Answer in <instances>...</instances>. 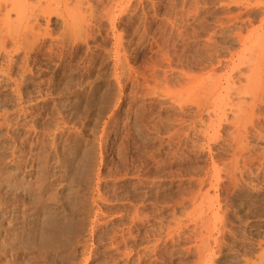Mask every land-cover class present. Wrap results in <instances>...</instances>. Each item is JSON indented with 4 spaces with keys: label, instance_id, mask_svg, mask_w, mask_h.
Segmentation results:
<instances>
[{
    "label": "rangeland",
    "instance_id": "obj_1",
    "mask_svg": "<svg viewBox=\"0 0 264 264\" xmlns=\"http://www.w3.org/2000/svg\"><path fill=\"white\" fill-rule=\"evenodd\" d=\"M75 1L68 17L51 16L53 35L20 44L31 52L10 41L9 57L0 53V264H198L201 238L217 242L203 244L210 253L201 247L199 264L261 261L264 87L246 63L264 53L252 34L264 0ZM80 15H91L86 26ZM230 173L248 182L239 178L237 189Z\"/></svg>",
    "mask_w": 264,
    "mask_h": 264
},
{
    "label": "bare ground",
    "instance_id": "obj_2",
    "mask_svg": "<svg viewBox=\"0 0 264 264\" xmlns=\"http://www.w3.org/2000/svg\"><path fill=\"white\" fill-rule=\"evenodd\" d=\"M76 1H77V0H76ZM76 1H75V2H76ZM78 1H79V0H78ZM84 1H86V0H84ZM92 1H93V0H92ZM55 2H56L57 5L60 4V3H62V2H64V5L62 6V8H61L59 11H58L55 7H53V3H55ZM67 2H68V0H0V53H1V52H2V53H5V54L9 57V55H10V50L7 49V48H8V46L11 47V46L13 45V44L8 45V42H10V41H11L12 43H14V44H18V45H20V44H22L23 42L26 43L29 39H31V42L34 43V41H32V39L34 40L36 37H38L39 34H41V33H42V34L45 33V34L43 35L44 37H45L46 34H49L48 31H49L50 26L48 27V25H49V22H50V18H51V16H53V15L56 16V15H57V16H60V17H61V16H64V15H67V13L70 12V11H71L70 13H72V12L75 11V10H72V9L69 10V9H70L69 6L71 5V3H70L69 6H68V3H67ZM69 2H71V0H69ZM73 2H74V1H73ZM80 2H81V0H80ZM86 3H87V5H86ZM88 3L90 4V2H88V0H87V2H85V5L87 6V8H85V9H88V7H90V5H93V4H90V5H89ZM91 3H92V2H91ZM75 4H77V2H76ZM79 4H81V3H79ZM83 4H84V2H83ZM85 5H81V6H85ZM86 6H85V7H86ZM63 7H64V8H63ZM72 7H73V6H72ZM91 7H92V6H91ZM83 8H84V7H83ZM91 9H92V8H91ZM77 10L80 11L79 8H77ZM108 10H109V9H108ZM78 11H76V12H78ZM66 12H67V13H66ZM86 12L90 13L91 11H86ZM86 12H84V13H83V12H79L78 14L82 13L81 15L84 16V14H85ZM12 13H14V16L12 15V18H11V14H12ZM88 13H87V14H88ZM91 13H92V12H91ZM91 13H90V14H91ZM106 14H107V13H106ZM81 15L79 16V18H82V17H83V16H81ZM91 15H93V13H92ZM91 15H90L89 17H86L87 20H85V21H84V18H85V17H83V19H80V20H83V21H84L85 26H86V21H88V20L91 18ZM109 15L113 18V16H112L111 14H107V16H109ZM55 16H53V17H55ZM57 16H56V17H57ZM67 17H68V15H67ZM67 17H66V18H67ZM111 17H110V20H111ZM58 18H59V17H58ZM66 18H65V19H66ZM88 18H89V19H88ZM51 19H52V18H51ZM59 19H61V21H62V18H59ZM262 19H264V18H262ZM68 20H69V18H68ZM90 20H91V19H90ZM42 21H43V23H42ZM63 21H67V19H66V20H63ZM69 21H70V20H69ZM69 21H67V22L69 23ZM111 21H112V20H111ZM260 21L262 22V26H261V27L259 26V27H260V30H261V31H259V32H261V33L259 34V32H256V31H257L256 29H255V32L252 33V34H255L256 36L259 35L258 37H256V38H257V42H258L256 45L259 46V47L257 46V47H258V50H259V48H260L259 52L264 51V20H260ZM13 22H14V23L16 22L17 26H19V27H17L16 24H15V25L12 24ZM67 22H63L64 24L62 23V25H64L66 29H64V31H63V32H60V33L63 34V33L65 32V30H67V29L70 28V25H69ZM81 22H82V21H80V23H81ZM90 22H91V21H90ZM11 24H12V25H11ZM75 24H77V23H75ZM72 25H74V24L72 23L71 26H72ZM77 25H78V24H77ZM77 25H76V27L74 26V30H75L76 32L72 30L71 32H68V33L71 34L72 32H74V33L79 32L81 28L76 30ZM260 25H261V24H260ZM9 26H10V29H11L12 27H16V31H15V32L13 31L15 34L11 32L13 29H11V30L8 29L10 32L7 30V28H9ZM11 26H12V27H11ZM17 28H18V29H17ZM51 28H52V27H51ZM4 29H6V30L8 31V33H10L11 37H8L7 32H6V31H5V32L3 31ZM71 29H73V27L70 28V29L67 30V31H70ZM61 30H62V29H60L59 31H61ZM81 30H82V29H81ZM258 30H259V29H258ZM67 31H66V32H67ZM252 31H254V30L252 29ZM252 31H250V32H252ZM66 32H65V33H66ZM5 33H6L7 35H6ZM4 34H5V35H4ZM54 34H55V33H54ZM58 34H59V33H58ZM66 34H67V33H66ZM69 34H68V35H69ZM248 34H249V32H248ZM257 34H258V35H257ZM10 35H9V36H10ZM12 35H13V36H12ZM49 35H53V34L50 33ZM49 35H48V36H49ZM55 35H56V34H55ZM55 35H54V36H51V37H53V38L50 37V39H52V40H50V39H49V40H50V41H53L54 37H56ZM68 35H67V36H68ZM250 35H251V34H250ZM250 35H247V36L250 37ZM48 36H47V38H49ZM65 36H66V35H65ZM39 37H40V35H39ZM44 37H43V38H44ZM248 37H247V39H248ZM254 37H255V36H254ZM56 38H57V40H58V38H59L58 35H57ZM56 38H55V40H56ZM256 38H254V40H255ZM39 39H40V38H39ZM39 39H38V40H39ZM247 39H246V37H245V38H244V41L247 40ZM8 40H9V41H8ZM41 40H44V41H45V39H42V38H41ZM46 40H47V39H46ZM60 40H62V39H60ZM251 40H252V41H251ZM251 40H250L251 44H252V45H255V44H253V41H254V40H253V39H251ZM39 41H40V40H39ZM39 41H38V42H39ZM247 41H248V40H247ZM255 41H256V40H255ZM255 41H254V43H255ZM11 42H10V43H11ZM35 42H36V44H37V40H35ZM40 42H41V41H40ZM47 42H48V41H47ZM53 42H54V41H53ZM58 42H60V41H58ZM61 42H62V41H61ZM250 42H249L248 44H250ZM27 43L29 44L30 42H27ZM27 43H26V44H27ZM49 43H51V42H49ZM49 43H48V45H49ZM26 44H25V45H24V44H23V45H20V47H21V46H25V47L27 48L28 46H26ZM28 44H27V45H28ZM30 44H31V43H30ZM30 44H29V45H30ZM51 44H52V43H51ZM53 44H54V43H53ZM248 44H247V45H248ZM6 45H7V48H6ZM31 45H32V44H31ZM242 45H243V44H242ZM256 45H255V46H256ZM39 46H40V45H38V47H39ZM45 46H46V45H45ZM49 46H51V45H49ZM248 46H249V45H248ZM255 46H254V47H255ZM14 47H15V46H14ZM25 47H22V48L26 49ZM30 47H31V46H30ZM34 47H35V46H34ZM38 47H36V48H38ZM42 47H43V45H42ZM42 47H39V48L41 49ZM52 47H53V46H52ZM252 47H253V46H251V48H252ZM254 47L252 48L253 50H254ZM15 48H17L18 50H19V49L21 50V48H19V46H16ZM39 48H38V49H39ZM49 48H50V47H49ZM242 48H243V47H242ZM244 48L247 49V46H246V47L244 46ZM244 48H243V49H244ZM248 48H249V47H248ZM17 49H14L15 51H13L14 53H13V52L11 53V54H12L11 56H13V55H15V53H17V51H16ZM24 49H23V50H24ZM27 49H28V48H27ZM27 49H26V51L29 50V49H28V50H27ZM38 49H37V51H38ZM40 49H39V50H40ZM45 49H46V48H45ZM50 49H51V48H50ZM50 49H49V50H50ZM245 49H244L243 51H245ZM252 49H251V52L248 53V56H249L250 53L254 52ZM256 49H257V48H256ZM23 50H21V51H22V52H25V50H24V51H23ZM34 50H35V49H34ZM249 50H250V48H249L247 51H249ZM32 51H33V48H32ZM40 51H41V50H40ZM18 52H19V51H18ZM29 52H31V49L29 50ZM245 52H246V51H245ZM256 52H257V51H255V53H256ZM25 53H27V52H25ZM25 53H24V54H25ZM255 53H254V54L252 53L253 56L251 55L252 57H250V59H248V62H247L246 64L249 65L248 67H250V71H253L252 73H255V72H258V73H259V74L257 73V74H258L257 76L260 77V78H257V79H258V83H257V82H255V83H257L258 86H259V84L261 83V85H262V89H263V87H264V55H263V54H264V53H263L262 55L259 53V54L262 56V57H261V56H258L259 54H258V52H257L256 55H257L258 57L255 56L256 58L254 57ZM261 53H262V52H261ZM22 54H23V53H22ZM24 54H23V55H24ZM1 55H2V54H1ZM16 55H17V54H16ZM20 55H21V54H20ZM26 55H27V54H26ZM26 55H25V56H26ZM28 55H29V54H28ZM2 56H3V55H2ZM2 56H0V57H2ZM7 56H4V57H7ZM11 56H10V57H11ZM4 57H2L1 59L3 60ZM14 57H15V56H14ZM14 57H13V58H14ZM29 57H31V56H29ZM248 58H249V57H248ZM251 58H254V60H252ZM24 59H25V58H24ZM27 59H28V58H27ZM2 60H1V61H2ZM15 60H16V59H15ZM22 60H23V59H22ZM22 60H21V61H22ZM249 60H252V61H249ZM10 61H11L12 63L14 62V60H10ZM21 61H17V62H21ZM26 61H27V60H26ZM26 61H23V62L27 63ZM2 62H3V61H2ZM11 62H10V63H11ZM15 63H16V62H15ZM244 63H245V62H244ZM19 64H21V63H19ZM25 65H26V64H25ZM25 65H23V67H24ZM2 66H3V65H2ZM5 66H6V65H5ZM18 66H19V65H18ZM21 66H22V64H21ZM0 67H1V66H0ZM7 67H8V66H7ZM28 67H29V66H28ZM1 68H2V67H1ZM8 68H9V67H8ZM26 69H27V68H26ZM30 69H31V68H29V70L27 69V70H28L27 73L30 71ZM10 70H12V68H11ZM21 70H22V69H21ZM21 70H20V71H21ZM31 70H32V69H31ZM0 71H1V70H0ZM6 71H7V70H6ZM6 71H5V72H6ZM20 71H19V72H20ZM8 72H9V71H8ZM23 72H24V71H23ZM23 72H22V73H23ZM10 73H11V72H10ZM25 73H26V71H25ZM3 74H4V73H3ZM7 74H8V73H7ZM31 74H32V73H31ZM255 74H256V73H255ZM1 75H2V74H1ZM23 75H24V74H23ZM26 76H27V75H26ZM249 77H250V76H248V78H249ZM3 78H4V77H3ZM24 78H25V77H24ZM8 79H9V78H8ZM6 80H7V79H6ZM9 80H10V79H9ZM246 80H247V79H246ZM19 81H20V80H19ZM256 81H257V80H256ZM14 82H15V81H14ZM24 82H25V81H24ZM19 83H20V82H19ZM19 83H18V84H19ZM250 83H251V82H250ZM24 85H25V84H24ZM261 85H260V86H261ZM17 86H18V85H17ZM16 88H17V87H16ZM18 88H19V87H18ZM253 88H254V87H253ZM260 88H261V87H260ZM14 89H15V88H13V91H16V90H14ZM262 89H260V90H262ZM20 90H21V89H20ZM25 91H26V90H25ZM262 92H263V93H262V96H261V94H260V100L262 101V102H260L261 104L264 102V98H263V99L261 98V97H264V90H262ZM26 93H27V92H26ZM260 93H261V92H260ZM23 94H24V93H23ZM101 95H102V94H101ZM101 95H100V96H101ZM25 96H26V95H25ZM28 97H29V96H28ZM20 98H21V96H20ZM102 98H103V97H102ZM30 99H31V98H30ZM34 99H35V98H34ZM24 100H25V99H24ZM37 100H38V99H37ZM37 100H36V101H37ZM99 100H100V99H99ZM101 101H102V100H101ZM24 102H25V101H24ZM88 102H89V101H88ZM96 102H97V101H96ZM26 103H28V102H26ZM29 103H30V102H29ZM251 103L253 104L252 101L250 102V104H248V107H249V105H250L249 108H252V107H253V106L251 105ZM97 104L100 105L98 102H97ZM261 104H260V105H261ZM263 104H264V103H263ZM246 105H247V104H246ZM251 106H252V107H251ZM261 106H262V105H261ZM36 107H38V106H36ZM84 107H85V106H84ZM82 108H83V107H82ZM245 108L248 109L247 107H245ZM254 108H255V107H254ZM30 109H31V108H30ZM88 109H89V107H88ZM26 110H27V109H26ZM31 110H32V109H31ZM244 110H245V109H244ZM252 110H253V108H252ZM19 111H20V110H19ZM36 111H37V110H36ZM36 111H35V112H36ZM253 111H254V110H253ZM23 112H25V110H23ZM23 112H22V113H23ZM245 112H247V110H246ZM254 112H255V111H254ZM26 113H27V112H26ZM31 113H32V112H31ZM31 113H30V114H31ZM33 113H34V112H33ZM81 113H82V112H81ZM249 113H251V109H248V112H247V113H244V115L246 114V115L248 116ZM5 114H6V113H5ZM254 114H255V113H254ZM263 114H264V113H263ZM35 115H38V113L35 114ZM259 115H260V114H259ZM261 115H262V112H261ZM249 116H250V114H249ZM82 117H83V115H82ZM84 118H85V117H84ZM84 118H83V119H84ZM92 118H93V117H92ZM258 118H259V116H258ZM262 118H263V120H264V116H261L259 119L262 120ZM27 120H28V119H27ZM84 121H85V120H84ZM84 121H83V122H84ZM25 122H26V121H25ZM32 123H33V122H32ZM28 124H29V123H28ZM19 125H21V123H20ZM24 125H25V124H24ZM31 125H32V124H31ZM71 125H72V124H71ZM26 126H27V125H26ZM33 126H34V125H33ZM82 126H83V125H82ZM17 127H18V126H17ZM26 128H27V127H26ZM35 128H36V126H35ZM253 128H254V127H253ZM255 128H256V127H255ZM258 128H259V127H257V130H258ZM261 128H262V126H261ZM263 128H264V127H263ZM263 128H262V129H263ZM16 129H17V128H16ZM18 129H19V128H18ZM27 129H29V128H27ZM27 129H25V130H27ZM32 129H33V128H32ZM63 129H64V128H63ZM66 129H68V128H66ZM75 129H76V128H75ZM34 130H35V129H34ZM34 130H33V131H34ZM61 130H62V129H61ZM28 131H29V130H28ZM35 131H36V130H35ZM35 131H34V132H35ZM57 131H58V130H57ZM70 131H71V130H70ZM245 131H246V130H245ZM254 131H255V130H254ZM262 131L264 132V130H262ZM34 132H33V133H34ZM65 132H66V130H65ZM67 132H68V131H67ZM72 133H75V132H72ZM245 133H246V132H245ZM256 133L261 135V133H262V132H261V129H260V132H259V133H258V131H257ZM59 134H61V133H59ZM70 134H71V133H70ZM240 134H241V133H240ZM240 134H239V135H240ZM53 135H54V134H53ZM67 135H68V134H67ZM241 135H242V134H241ZM241 135L239 136V139H241ZM255 135H256V134H255ZM260 135H259V136H260ZM262 135H263V133H262ZM263 136H264V135H263ZM84 137H85V136H84ZM84 137H82V138H84ZM256 137H258V136H256ZM260 137H261V136H260ZM260 137H258L259 140H260ZM13 138H14V137H13ZM69 138H70V137H69ZM69 138H68V139H69ZM87 138H88V136H87ZM258 138H257V139H258ZM262 138H263V137H262ZM11 139H12V137H11ZM21 139H23V138H21ZM70 139H71V138H70ZM84 139H85V138H84ZM18 140L20 141V139H18ZM71 140H72V139H71ZM75 140H76V136H75ZM16 141H17V140H16ZM51 141H52V140H51ZM67 141H68V140H67ZM78 141H80V140H78ZM261 141H263V140L261 139ZM21 142H22V141H21ZM76 142H77V141H76ZM86 142H87V141H86ZM15 143H16V142H15ZM55 143H56V142H55ZM66 143H67V142H66ZM84 143H85V141H84ZM263 143H264V142H263ZM12 144H13V143H12ZM62 144H63V143H62ZM64 144H65V143H64ZM80 144H81L80 142H77L76 144H73V143H72L71 146H68V149H67L68 152L66 151V153H65V154H67V155L64 154V155L66 156V157H65L66 159L63 161V162L66 163L67 166H70V165H71V156H72V158H73V155H74V154H76V155L78 154V151L80 150L79 147L81 146ZM15 145H16V144H15ZM17 145H18V144H17ZM55 145H56V144H55ZM58 146H59V145H58ZM63 146H64V145H63ZM63 146H62V148H63ZM66 146H67V144H66ZM66 146H65V147H66ZM262 146H263V148H264V145H262ZM11 147H12V146H11ZM17 147H18V146H17ZM263 148H262V149H263ZM10 149H11V148H10ZM58 149H59V148H58ZM87 149H88V147H87ZM11 150H12V149H11ZM12 151H13V150H12ZM88 151H89V150H88ZM55 152H56V151H55ZM14 153H15V152H14ZM14 153H13V155H14ZM60 154H61V152H60ZM263 154H264V150H263ZM79 155H80V154H79ZM85 155H86V154H85ZM90 155H91V154H90ZM8 156H9V155H8ZM10 156H11V155H10ZM18 156H19V155H18ZM82 156H83V155H82ZM82 156H81V157H82ZM86 156H87V155H86ZM55 157H56V156H55ZM58 157H59V156H58ZM262 157H263V156H262ZM11 158H12V157H11ZM17 158H19V157H17ZM30 159H31V158H30ZM62 160H63V158H62ZM73 160H74V159H73ZM76 160H77V159H76ZM263 160H264V158H263ZM60 161H61V159H60ZM79 161H80V160H79ZM8 162H9V161H8ZM15 162H16V161H15ZM10 163H11V162H10ZM12 163H13V162H12ZM18 163H19V162H18ZM18 163H17V165H18ZM79 163H80V162H79ZM81 163H82V162H81ZM81 163H80V164H81ZM88 163H89V162H88ZM88 163H87V164H88ZM77 164H78V163H77ZM77 164H76V165H77ZM80 164H79V165H80ZM82 164H83V163H82ZM84 164H85V163H84ZM84 164H83V165H84ZM76 165H75V166H76ZM88 165H89V164H88ZM88 165H86V166H88ZM30 166H31V165H30ZM55 166H56V165H55ZM77 166H78V165H77ZM237 166H238V165H237ZM237 166H235V168H236ZM32 167H33V166H32ZM84 167H85V166H84ZM235 168H232V170H233V169L235 170ZM242 168H243L242 170L245 171L243 165H242ZM67 169H68V168H67ZM83 169H84V168H83ZM236 169H238V167H237ZM19 170H20V169H19ZM28 170H30V168H29ZM28 170H27V171H28ZM232 170H231V171H232ZM31 171H32V170H31ZM64 171H65V169H64ZM75 171H77V170H75ZM79 171L81 172L82 170H79ZM83 171H84V170H83ZM217 171H218V170H216V172H217ZM237 171H238V170H237ZM237 171H236V172H237ZM239 171L241 172V168L239 169ZM243 171H242V172H243ZM28 172H29V171H28ZM214 172H215V171H214ZM214 172H213V174H214ZM240 172H238V174H239ZM242 172H241L239 175H241ZM245 172H246V171H245ZM245 172H244V173H245ZM62 173H63V172H62ZM62 173H61V174H62ZM68 173H69V172H68ZM68 173H67V174H68ZM77 173H79V172H77ZM217 174H218V173H216V175H217ZM230 174H231V173H230ZM234 174H235V173H233V175H234ZM238 174L236 173L235 175L237 176ZM21 175H22V174H21ZM27 175H28V173H27ZM214 175H215V174H214ZM218 175H220V174H218ZM218 175H217V176H218ZM233 175H232V174L230 175V179H229V181H232L231 178H232ZM243 175H244V174H242V176H243ZM6 176H7V178L5 179V184H6L7 186H9V187H15V188L17 187V188H18V182H17V181L19 180V178L16 177V176H10V175H6ZM58 176H59V175H58ZM66 176H67V175H66ZM217 176H214V177L216 178ZM59 177H60V176H59ZM70 177H71V175H70ZM214 177H213V181L215 180ZM228 177H229V176H228ZM240 177H241V176H239V178H240ZM21 178H22V177H21ZM68 178H69V177H68ZM217 178H218V177H217ZM217 178H216V179H217ZM233 178L235 179L236 177L234 176ZM239 178H238V176H237V180L235 179V181H232L231 183H233V182L235 183V182H236V184L238 185L237 182H239ZM241 178H242V177H241ZM241 178H240V180L243 181V183H244V181H246V180H242L244 177H243L242 179H241ZM48 180H49V178H48ZM209 180H210V179H209ZM209 180H208V183H209V182L212 183V182L209 181ZM21 181H22V179H21ZM200 181H201V180H200ZM215 181H216V180H215ZM215 181H214V182H215ZM217 181H219V180L217 179ZM220 181H221V180H220ZM68 182H69V181H68ZM247 182H248V181H246V183H247ZM53 183H54V182H53ZM57 183H59V182H57ZM60 183H62V182H60ZM60 183H59V184H60ZM202 183H203V182H202ZM210 183H209V184H210ZM234 183H233V184H234ZM239 183H240V182H239ZM216 184H218V183H216ZM233 184H232V185H233ZM236 184H234V186H236ZM248 184H249V183H248ZM248 184H246V185H248ZM250 184H251V183H250ZM20 185H21V184H20ZM52 185H53V184H52ZM210 185H211V184H210ZM220 185H221V184H220ZM220 185H219V186H220ZM239 185H240V184H239ZM241 185H242V184H241ZM241 185H240V186H241ZM246 185H245V186H246ZM251 185L253 186L254 184H251ZM249 186H250V185H249ZM252 186H251V187H252ZM44 187H45V186H44ZM44 187H43V188H44ZM63 187H64V186H63ZM211 187H212V185H211ZM215 187H216V186H215ZM22 188H23V186H22ZM205 188H206V187H205ZM212 188H214V187H212ZM232 188H233V187H232ZM235 188H237V186H236ZM235 188H234V189H235ZM239 188H240V187H239ZM252 188H253V187H252ZM255 188H258V189H259V187H254V189H255ZM56 189H57V188H56ZM65 189H67V188H65ZM201 189H202V188H201ZM206 189H207V188H206ZM209 189H210V186H209ZM215 189H216V188H215ZM237 189H238V188H237ZM258 189H256V191H257ZM260 189H261V188H260ZM18 190H19V188H18ZM23 190H24V189H23ZM45 190H46V189H45ZM47 190H48V189H47ZM212 190H213V189H212ZM250 190H251V188H250ZM42 191H43V190H42ZM205 191H206V190H205ZM256 191H252V192H255V193H256ZM258 191H259V190H258ZM258 191H257V193H258ZM17 192H18V191H17ZM43 192H44V191H43ZM43 192H42V193H43ZM49 192H50V191H49ZM61 192H62V190H61ZM65 192H67V191H65ZM65 192H64V193H65ZM206 192H207V191H206ZM206 192H204V193L206 194ZM64 193H62V194H64ZM77 193H78V191H77ZM47 194H48V193H47ZM49 194H50V193H49ZM67 194H70V193H67ZM67 194H66V196H67ZM214 194H215V193H214ZM73 195H74V194H73ZM207 195H208V192H207ZM215 195H217V194H215ZM215 195H214V196H215ZM59 196H61V195L59 194ZM76 196H77V195H76ZM205 196H206V195H205ZM210 196H211V195H210ZM214 196H213V197H214ZM37 197H38V196H36L35 198H37ZM47 197H49V196H47ZM50 197H51V195H50ZM213 197H211V198L213 199ZM215 197H216V196H215ZM35 198H34V199H35ZM59 198H60V197H59ZM63 198H65V197H63ZM67 198H68V197H67ZM53 199L55 200V197H53ZM56 199L59 200L58 198H56ZM212 199L210 200V197H209V199H207V200H208V201H212ZM215 199H216V198H215ZM39 200H40V199H39ZM39 200H37L36 202H38ZM47 200H48V199H47ZM51 200H52V199H51ZM51 200H50V201H51ZM60 200H61V199H60ZM60 200H59V201H60ZM55 201H56V200H55ZM202 201H203V198H202ZM56 202H57V201H56ZM199 203H200V204L202 203L201 200H200V202H199V201L197 202V207L200 206ZM207 203H208V202H207ZM57 204H58V203H57ZM195 204H196V203H195ZM198 204H199V205H198ZM203 205H204V204H203ZM210 205H211L212 207H214V205H212L211 202L209 203V208L211 207ZM193 206H195V205H193ZM195 207H196V206H195ZM199 208H200V207H199ZM205 208H207V206L204 207V209H205ZM209 208H207V210H208ZM193 209H194V208H193ZM214 210H215V209H214ZM214 210H212V211H214ZM197 211H198V209H197ZM204 212H205V210H204ZM216 212H218V211L215 210L213 213H211V215H212V214H215ZM205 213H206V212H205ZM48 215H49V213H48ZM51 215H52V214H51ZM51 215H50V216H51ZM55 215H56V214H55ZM196 215H197V214H196ZM196 215H195V216H196ZM209 215H210V214H209ZM36 216H39V215H36ZM42 216H43V215H42ZM42 216H41V217H42ZM44 216H47V213H46V215L44 214ZM50 216H49V217H50ZM216 216H217V214H215V216L212 215V217H214V219L216 218ZM218 216H219V215H218ZM47 217H48V216H47ZM47 217H42V218H44V221H45V219H46V223H47L46 225H52V226H51V227H49V226H48V227L45 226L46 229H47V228H52V227L55 228L57 222L55 223L54 221H56V220L53 221V219H51V218L53 217V215H52L50 218H49V217L47 218ZM53 218H54V217H53ZM218 218H219V217H218ZM218 218H216V219H218ZM220 218H221V217H220ZM220 218H219L218 220H220ZM196 219H197V218H196ZM204 219L206 220V218H204ZM210 219H211V218H210ZM214 219L212 218V220H213L214 222H216V221H215L216 219H215V220H214ZM41 220H42V219H41ZM218 220H217V221H218ZM206 221H207V220H206ZM196 222H197V221H196ZM203 222H204V221H203ZM221 222H222V221H221ZM42 223H43V222H42ZM193 223H194V222H193ZM199 223H200V221H199ZM214 224H215V223H214ZM218 224H219V223L217 222V225H218ZM222 224H223V223H222ZM206 225H207V224H206ZM194 226H195V224H194ZM203 226H204V224H203ZM213 226H214V225L212 224V227H213ZM218 226H219V225H218ZM221 226H222V225H221ZM196 227H197V224H196ZM198 227H200V226L198 225ZM207 227H208V225H207ZM219 227H220V226H219ZM204 228L206 229V227H204ZM204 228H202V229H204ZM210 228H211V227H209V230H210ZM42 229H43V227H42ZM218 229H219V228H218ZM221 229H222V228H221ZM50 230H53V228L50 229ZM198 230H199V229H198ZM200 230H201V228H200ZM209 230H206V231L210 232ZM42 231H44V232H42ZM48 231H49V230H48ZM48 231H45V228H44L43 230H41V232L43 233L42 237L44 236V233H46V232H48ZM212 231H213V230H212ZM37 232H38V231H37ZM37 232H36V233H37ZM202 232H204V231H202ZM213 232H214V231H213ZM39 233H40V232H38V234H39ZM211 233H212V232H211ZM217 233H219V232H217ZM217 233H216V236L218 235ZM220 233H221V232H220ZM40 234H41V233H40ZM201 234H202V233H200L199 235H201ZM209 234H210V233H207V234H206L207 237H209V236H208ZM35 235H36V234H35ZM35 235H34V236H35ZM202 235H203V234H202ZM210 235H211V234H210ZM214 235H215V234H214ZM34 236H33V237H34ZM38 236H39V235H38ZM203 236H204V235H203ZM204 237H205V236H204ZM207 237L204 238V239H206V241H207V239H210V237H209V238H207ZM214 237H215V236H214ZM37 238H38V237H37ZM37 238H36V239H37ZM39 238L41 239V236H40ZM43 238H44V237H43ZM216 238H218V237H216ZM198 239H199V237H198ZM202 239H203V238H201L200 240L203 242ZM33 240H34V239H33ZM209 241H211V240H209ZM209 241H208V243H207L208 246H205V247L210 248V247L212 246V245H210ZM202 242H201L200 245H202V246H203V244H204V245H207V244H205L206 242H205V243H202ZM211 242H212L211 244H214V243L217 242V241H214V243H213V241H211ZM199 243H200V242H199ZM199 243H198V244H199ZM198 244H197V245H198ZM217 244H218V243H217ZM197 245H196V246H197ZM200 245H198L197 248H198ZM209 245H210V247H209ZM215 245H216V244H215ZM202 246H201V247H202ZM201 247H200V248H201ZM205 247H204V248H205ZM197 248H196V249H197ZM200 248H198V249L201 251ZM202 248H203V247H202ZM204 248H203V249H204ZM211 248H212V247H211ZM211 248H210V249H211ZM216 248L218 249V246H217ZM217 249H216V251H217ZM204 250H205L206 253H207V250H208V249L205 248ZM204 250H203V251H204ZM214 250H215V248H214ZM214 250H213V252H214ZM200 251H198V254L201 255V257H202V260H201V261H205V259L208 257V255H206V254L203 255L204 252L202 251L203 253H199ZM211 251H212V250H211ZM219 251H220V250H219ZM196 252H197V251H196ZM213 252H211V253H213ZM220 252H221V251H220ZM208 253H210V252H208ZM208 253H207V254H208ZM263 254H264V251H263V253H262V251H261V257H263V258H261V261H259V259H258V260H257L258 263H256V264H264V255H263ZM215 255H216V254H215ZM217 255H218V254H217ZM262 255H263V256H262ZM206 256H207V257H206ZM218 256H219V255H218ZM198 257H199V256H198ZM201 257H200V258H201ZM210 257H211V256H210ZM213 257H214V253H213V256H212L211 258H209V259L211 260ZM240 257H241V256H240ZM236 258H237V257H236ZM209 259H208V261H209ZM213 259H214V258H213ZM243 259H245V258H242V261H243ZM198 260H199V261H198ZM198 260L196 259V261H197L198 264H199V262H201V261H200V259H198ZM206 260H207V259H206ZM240 261H241V260H240ZM246 261H247V260H246ZM206 262H207V261H206ZM211 262H212V261H211ZM247 262H248V261H247ZM247 262H246V264H247ZM259 262H260V263H259ZM236 263H237V261H236ZM239 263H240V262H239ZM243 263L245 264V262H243ZM205 264H207V263H205ZM208 264H210V261L208 262ZM251 264H252V263H251Z\"/></svg>",
    "mask_w": 264,
    "mask_h": 264
}]
</instances>
